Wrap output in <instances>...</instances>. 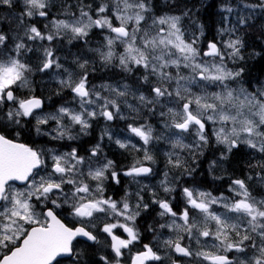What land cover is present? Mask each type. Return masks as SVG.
Masks as SVG:
<instances>
[{
  "label": "snow or ice",
  "instance_id": "snow-or-ice-1",
  "mask_svg": "<svg viewBox=\"0 0 264 264\" xmlns=\"http://www.w3.org/2000/svg\"><path fill=\"white\" fill-rule=\"evenodd\" d=\"M17 3L22 10L14 16L15 29H0V264H62L64 258L71 264H185L182 258L191 264H264V196H254L249 184L252 170L258 169L255 178L264 186V159L248 164L243 178L229 176L230 196L182 184L185 177L194 178L199 157L213 142L223 150L209 162V174L242 147L264 156V83L257 81L250 91L244 86L245 67H235L256 56L264 59V49L245 55V35L254 27L250 21L264 19V0L201 4L206 12L216 8L222 25L204 48L200 8L181 0H164L169 11L161 15H156L153 0H61L55 14V0H0V7L12 9ZM34 17L45 19L43 28L30 22ZM93 30L103 33V42L87 52L126 77L139 72L135 86L92 84L96 61L83 55H73L74 68L61 62L52 45L78 41L87 46ZM28 41H47L48 46L33 48ZM34 51L40 53L35 64L29 55ZM36 73H52L58 84L55 95L68 90L71 100L44 112L31 79ZM18 90L27 94L18 95ZM104 90L108 96L102 95ZM122 105L134 114L127 131L138 140L117 138L114 143L129 153H142L126 169L104 153L105 136L113 141L107 127L86 150L21 142L26 120L35 119L37 135L74 141L88 135L97 119L128 120ZM144 112H158L163 130L157 133L147 120L138 123ZM50 122L55 127L43 131ZM77 127L79 133L73 134ZM160 142L170 145L163 153L161 178L154 185L142 184L158 174L152 167L157 163L152 147ZM122 176L138 186L135 193L125 188L119 200L106 195L109 181L120 185ZM177 191L184 205L179 210L173 203ZM153 206L166 222L158 229L148 225L145 231L154 234L143 243L137 218ZM164 229L169 235L162 239Z\"/></svg>",
  "mask_w": 264,
  "mask_h": 264
},
{
  "label": "rangeland",
  "instance_id": "rangeland-1",
  "mask_svg": "<svg viewBox=\"0 0 264 264\" xmlns=\"http://www.w3.org/2000/svg\"><path fill=\"white\" fill-rule=\"evenodd\" d=\"M67 2H68V0H67ZM72 3H74V0L72 2H70L69 4H72ZM230 3L235 4L236 1H230ZM18 7L20 8V11H21L22 10V4L19 3ZM20 11L15 13L12 9H8L7 7L6 8L0 7V29H3L5 31H8L9 29H15L16 22L14 20V16L18 15ZM224 15H227V14L224 13ZM232 19H234V17H232ZM32 20H35V22H36V20H40L39 24H40L41 28H43L44 23H46L45 19L44 18H40V17H34ZM250 23H253L254 27L251 28L248 31L254 32V30H256L257 25L260 24V19H259V21H250ZM219 26H222V25L220 24ZM215 31L213 32V36L215 35ZM245 38H246V35H245ZM223 39L226 40V39H228V37L224 36ZM102 42H103V33H101L100 30H93V32L90 34L89 44L87 46H84L83 42H78V41H74L72 45H69L66 41H64L62 45L54 44L52 46L59 49L57 51V55L61 57V62L65 64V67H70V66L73 67V68L75 67L74 65H71V61L73 59V55L74 54L83 55L84 58H87L89 60H95L96 61L95 64L100 66L102 64L100 63L98 57L94 53L87 52V48H89V47L90 48H96ZM27 43L29 44V46H31L33 48L42 49L43 46H48V42L47 41H43V42H41V41H35V42L28 41ZM74 44H76V45H74ZM206 44H207V42L203 45V42L201 40L200 47L204 48V47H206ZM260 44L264 48V41L263 40H261ZM71 46L79 48L80 50L72 49ZM117 50L118 51H122L123 48L122 47H118ZM29 55L31 56L32 62L35 64L37 62V57L40 55V53L34 51V52L30 53ZM245 55L247 56V54H245ZM65 57H67L66 60L64 59ZM96 65H94V66H96ZM242 65H244V63ZM229 67H234V65H232L229 62ZM235 67H237V66H235ZM119 72L120 71L118 69L110 67V68H103V71L101 73H105L106 75H118V76H121L123 78H128V77H126V74H124L122 72L119 73ZM95 73L96 72L93 73V75L91 77L92 79H93V76L95 75ZM185 74H187V73L185 72ZM31 79L33 81V87L35 88V90H36L37 86H38L39 89L45 88L46 95L44 96V95L40 94V95H42V97L45 99V102H46V106H44V108H43L44 112H54L56 110V108L59 107L60 104H62L64 101H70L71 100L72 94L68 90H65L64 93L62 94V96L55 95V93H56V91L58 89V84H57V81L55 79H53L52 73H49L48 75H44L42 73H36V74H34L31 77ZM103 80H104L103 82L98 83L97 85H100V84H103V83L114 84L111 79H108L106 77H104ZM257 81H259L261 83H264V78L260 77L256 81L253 80V82L250 85H244V86L248 87L249 90L251 91L257 86V84H256ZM91 83L92 84H96V81L91 80ZM233 86H235V85H233ZM215 90H216L215 88H209V91H215ZM193 91H199V89L197 87L193 86ZM19 92H23V93L27 94L25 90H19ZM47 92H50L49 96H48ZM102 95L108 96L109 93L106 90H104L102 92ZM49 97L51 99H49ZM132 101H133L132 98L129 97V102L130 103H135V101L134 102H132ZM70 106L75 107L76 105L72 104ZM122 107H123V105H122ZM154 118H155L154 120H152V121L147 120V122L152 124L154 126V128L156 129L157 133H159L163 129H162V126H161V123H160L158 112H157V115L154 116ZM116 119L118 120V124L120 126H122V127L127 126L129 123L133 122L132 120H130V121L121 120L119 117H117ZM113 121L106 122L105 120L100 118L99 122H101V124L98 126L97 132H101L105 127L109 128L111 132H124V131L120 130V126L119 125H118V129H115V127H112L110 123L113 122ZM144 122H145V120H142V119L138 120V123H144ZM24 123L27 126V130L25 132H31V135L33 134V135L38 136L40 138H44L45 142L43 144L39 145L40 147L43 146L45 148H55V149H58L60 151H66V150H69L71 147H76L75 146V142H79L80 138L82 137V135H80L79 138L77 140H74V141H68L67 139L62 140V141H53L48 136L37 135L36 134V132H35V130L33 128V125L35 124V119L34 118H32L30 122L26 120V121H24ZM42 127H43V131L47 132V131H50L52 128L55 127V123L54 122H50L48 125L42 126ZM77 133H79V128L78 127L76 129H74V131H73V134H77ZM128 135H130V139L132 140L133 143L137 142L138 138L132 136V134H130L129 132H128ZM128 135H127V137H128ZM190 139H191V137H189L186 142H189ZM122 140H125V139H122ZM154 144H156L154 148H159L160 147L159 144L162 145L164 147L163 148L164 151H168L169 148H170V145L165 144L163 142L158 143V145H157V143H154ZM159 150H161V149H159ZM246 151L251 152L256 157V158L252 159V160H254L253 162L250 160V163L252 162L251 164L256 163L257 160H259V159H261L263 157L259 153H255L254 154L252 150H248V149L242 147L241 152H244V154H245ZM141 154L142 153L132 154V156H134V155L141 156ZM244 160H247V159H244ZM246 162H248V160ZM247 165L243 164L242 166L239 167L238 171H240V169L243 170V168L245 170H249ZM256 171H258V169H253L252 170V175L253 176L255 175ZM185 181H186V184H184ZM190 182H193L192 178L189 179L187 177V178H184V180L182 181V184H184V186H192L193 184H191ZM249 184L252 186L250 190L252 191L254 196H256L257 198H259L261 196H264L262 194L261 195H257L258 193L256 194V191L259 190V189L264 191V186H261L260 184H258L257 180L249 181ZM195 186H197V185H195ZM173 195L176 197V199L173 201V203H174V205L178 206L177 208L179 210L180 208H182L184 206L183 203H182V197L180 196L179 191H177ZM230 195H231V193H228L226 196H230ZM133 198H135V197H133ZM117 200H119V199H117ZM133 202L135 203V199H134ZM214 207H215V209L217 211H223V209L219 208V206H214ZM141 217L137 218V227H139L140 230H141V228H142V226L144 224V222L142 221ZM145 218L149 220V224L148 225L151 224L154 227H156L157 229H158V226H159L160 223H165L166 222V220H162L161 218L159 219V222H158L152 216H147ZM101 227H102V225H101ZM114 231H116V234H118V235L122 233V229L114 230ZM141 232H142V237H145L148 234V232H146L145 229H142ZM150 234L152 235V233H150ZM150 234H148V235H150ZM168 235H169L168 230L164 229L163 230V236L161 238L163 239V238L167 237ZM101 238H103V235H102ZM184 242H189V241L187 239H185ZM191 243L195 247H197V245L195 244L194 241H192ZM161 254H163V251L161 252ZM64 261L65 262L63 264H71L70 260H64ZM122 264H124V263L122 262ZM156 264H158V262H156ZM165 264H170V262L169 261H165Z\"/></svg>",
  "mask_w": 264,
  "mask_h": 264
},
{
  "label": "flooded vegetation",
  "instance_id": "flooded-vegetation-1",
  "mask_svg": "<svg viewBox=\"0 0 264 264\" xmlns=\"http://www.w3.org/2000/svg\"><path fill=\"white\" fill-rule=\"evenodd\" d=\"M255 21H259V19H256ZM31 22H35V20H32ZM261 25H264V19H260V24L257 25L255 32L247 31L248 35L246 34L245 40H246V43L248 46L245 49V54H247L248 52H252V51L260 52L258 49H256V45H258V43L261 42V38L264 39V34H262V33H264V29L261 28ZM38 26H40V24ZM247 40H250V42L248 43ZM257 57H259V56H257ZM246 62H247V59L244 62V64ZM95 68H96V71H95L96 73L93 76V79L91 78V80L96 81L95 85L103 82L104 77L111 79L114 84H116L117 82H127L129 84L134 85V82L136 80V76L140 75V73L138 72L134 76H128V78H123V77L118 76V75H106L105 73H101L103 71V68H104L103 65H100V66L96 65ZM17 94L21 95V96L26 95L23 92H19V90H18ZM35 94L43 99L44 106H46L45 99L42 97V95H44V96L46 95L45 88L39 89L37 86ZM40 94H42V95H40ZM47 94L49 96L50 92H47ZM122 111H123L124 115L129 117V119L125 120V121L132 120L131 117L134 114L130 113L126 108H124V106L122 107ZM140 119L152 121L155 118H154V116H151L150 114L144 112V113H142ZM99 121H100V119L93 121L92 127L88 130V135H82V137L80 138V141L75 142V146L77 148H81V149L86 150L90 146L94 145L100 139L101 132H97L98 126L101 124V122H99ZM110 124L112 127H115V129H118L119 124H118L117 119H115ZM120 130L124 131V132H111L113 134V141L112 142H110L108 140V138L105 136V138L102 142V146L104 149V153L107 154L109 159H114L115 161H117L118 165H120L122 167V169H126L133 162L132 153H129L128 151L120 149L114 143V140L119 138V137H120L119 139H121V140L122 139H125V140L130 139V135H128L127 126H124V127L120 126ZM24 134L26 136L21 137V142L27 143L25 141V138H27L30 141V142H28V144L35 146V147H40L39 145H41L45 142L44 138H40V137L35 136L33 134L31 135V132H24ZM127 135H128V137H127ZM155 145L156 144H153L152 151L157 155V163L155 165H152V167L155 169L156 173H158V174L153 176V177H149L147 179H142L141 180L142 184H153L154 185L156 183V181L161 178L159 173H162L164 170V165H165V157L163 156V153L165 152L163 150L164 147L159 144V146H160L159 148H154ZM159 149H161V150H159ZM222 150H223L222 146L217 147V146H215V144L213 142V145L210 146L209 149H207L205 151V155L203 157H199V168H198V171L194 174V178H192L193 182H190L191 184L197 185L196 187L199 186L198 188L212 191L213 194H215V195H219L221 192H223L225 195H227L229 193L228 192V183H229V176L230 175L232 176L231 170L237 171L235 167L230 166L229 160L231 157L229 158L228 161H225L221 165H219L214 170V172L212 174H209V172H208L209 162L213 159H217L220 156V152ZM84 154H85V152L81 151V155H84ZM141 157H142V154H141ZM192 166L196 167V164L193 163ZM248 173H249V170H245L244 168H243V170L240 169L241 175H238V177L243 178ZM213 175L223 176V179L213 180V178H212ZM233 178H236V177H233ZM121 179L123 182L120 185H116L115 183L109 181V183L107 185L106 195L112 196L115 199H120L124 195L125 188H127L131 193H135L138 186L135 183H131L130 178L122 176ZM253 180H257L255 178V175H254ZM258 191L259 190L256 191V194ZM161 195H163V194L161 193ZM257 195H259V194H257ZM134 199L135 198H132V202L134 201ZM153 207H154L153 211L142 213L141 219L144 222V224H143L141 230L142 229L146 230L148 227L149 220L145 218L147 216H152L154 219H156V221L159 222L160 218L158 216H156V211H158V208H155V206H153ZM177 210H178V208H177ZM146 232H148V231H146ZM150 233H152V232H148V234H150ZM148 234L145 237H142L143 243H148L152 239V236L154 233H152V235L151 234L148 235ZM184 243L187 244L189 242H184ZM139 247H140V245H137L136 247L132 248V252H135L137 250V248H139ZM192 247H193V249L196 248L193 244H192ZM125 255L126 256L128 255L127 250L125 252ZM97 259H98V256H97ZM182 259L185 260V264H191L189 258H182ZM122 262L124 264H129V262L127 260H124Z\"/></svg>",
  "mask_w": 264,
  "mask_h": 264
},
{
  "label": "trees",
  "instance_id": "trees-1",
  "mask_svg": "<svg viewBox=\"0 0 264 264\" xmlns=\"http://www.w3.org/2000/svg\"><path fill=\"white\" fill-rule=\"evenodd\" d=\"M73 0H68V3L72 2ZM230 1H236V0H224V2H230ZM255 2V0H251V2ZM212 0H181V3H187L188 6L191 8L193 5H196L197 7L200 8V12L198 14V18L200 23H203L205 25V36L206 38L202 39L203 45L207 42L208 39H211L213 37V32L214 30L220 25V13L217 11L216 8H211L208 9V11L206 12L204 10L203 7H201V4H208L211 3ZM222 2V0H215V3L217 5H219ZM56 3V7L52 9L53 14H55L56 12L59 11L60 9V4H61V0H55ZM154 3V11L156 13V15H161L163 12L165 11H169V9L166 7L164 0H153ZM18 4L16 5V7L12 8V10L16 13L18 11H20V8L18 7ZM2 8H6V7H2ZM18 10V11H17ZM175 11V10H173ZM211 13V15L209 14ZM40 22V20H36V22ZM187 23V24H186ZM184 25L187 27L189 25V22L187 20L184 21ZM193 31L195 30L194 28L192 29ZM263 37V36H262ZM190 38V37H189ZM261 40L264 41L263 38H261ZM247 42L249 43L250 40H247ZM76 45V44H74ZM72 49H77L80 50L79 48H76L74 46H71ZM256 49H258L260 52H262V49H264L262 47V45L260 43H258V45H256ZM262 55H264V52H262ZM237 67L239 65H236ZM241 66V65H240ZM245 67V74L243 76V80L245 82V85H249V81L252 83L253 80L256 81L258 80L260 77H264V59H261V56L259 57H254L251 59H247L246 64H244ZM23 136L25 137L26 135L23 134ZM25 141L28 143L30 142L27 138H25ZM256 158L251 152L246 151V153L244 154V152H239L236 153L235 155L231 156L230 158V165L231 167H235L237 171L235 170H231V174L233 177H238V175L240 174L239 167L242 166L243 164H251ZM248 162H246L247 160ZM264 159V156L261 158ZM259 159V160H261ZM250 160L252 161L250 163ZM259 195H264V191L260 190L257 192ZM68 260V259H66ZM65 261L62 260V264Z\"/></svg>",
  "mask_w": 264,
  "mask_h": 264
},
{
  "label": "bare ground",
  "instance_id": "bare-ground-1",
  "mask_svg": "<svg viewBox=\"0 0 264 264\" xmlns=\"http://www.w3.org/2000/svg\"><path fill=\"white\" fill-rule=\"evenodd\" d=\"M17 11H18V10H17ZM186 24H187V23H186ZM256 24H257V23H256ZM256 24H255V25H256ZM257 29H258V28H257ZM255 31H256V30H254V32H255ZM94 44H95V43H94ZM90 46H91V45H90ZM245 64H246V63H245ZM242 66H244V65H242ZM119 73H120V72H119ZM263 78H264V77H263ZM256 84H257V83H256ZM256 84H255V85H256ZM132 102H134V101H132ZM185 178H187V177H185ZM189 179H190V178H189ZM252 183H253V182H252ZM255 184H256V183H255Z\"/></svg>",
  "mask_w": 264,
  "mask_h": 264
},
{
  "label": "water",
  "instance_id": "water-1",
  "mask_svg": "<svg viewBox=\"0 0 264 264\" xmlns=\"http://www.w3.org/2000/svg\"><path fill=\"white\" fill-rule=\"evenodd\" d=\"M19 186V185H18ZM64 259H66V258H64ZM63 260V259H62Z\"/></svg>",
  "mask_w": 264,
  "mask_h": 264
}]
</instances>
